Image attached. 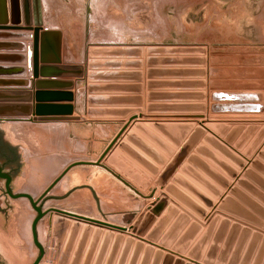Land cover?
<instances>
[{"label":"rangeland","instance_id":"374dc122","mask_svg":"<svg viewBox=\"0 0 264 264\" xmlns=\"http://www.w3.org/2000/svg\"><path fill=\"white\" fill-rule=\"evenodd\" d=\"M30 12L33 28L39 13L42 32L61 34V59L65 54L72 64L59 68L72 69L66 76L74 80L67 84L74 90L67 102L73 103L77 94L80 112L75 115L72 105H56L72 107V113L52 116L60 121L30 122L33 116L0 121V134L16 149L14 165L0 156L14 175V194L37 198L71 165L99 162L127 126L102 162L127 182L113 162L130 172L135 163L123 150L145 157L129 139L158 155L167 144L153 125L185 126L169 135L186 149L195 140L184 163L185 180L178 179V186L170 180L171 188L162 189L159 179L146 180L159 195L152 191L153 201L138 206L134 233L68 221L70 231L60 239L61 232L51 225L56 215L44 218L38 226L46 250L42 264H87L85 252H103L101 264H256L257 242L264 240V0H30ZM1 33L13 37L0 42H30L27 62L33 31ZM134 117L138 120L132 123ZM97 122L108 131L104 140L95 136ZM68 178L70 186L64 188ZM112 181L125 187L102 167H75L48 196L44 209L68 207L67 198L80 195L83 185L108 187ZM166 198L168 204L157 215L153 206ZM96 215L113 225H132L123 213ZM36 216L30 202L12 199L0 180V264L35 262L40 254L31 231ZM75 226L76 235L71 232ZM93 237H98L96 244Z\"/></svg>","mask_w":264,"mask_h":264},{"label":"water","instance_id":"95a60500","mask_svg":"<svg viewBox=\"0 0 264 264\" xmlns=\"http://www.w3.org/2000/svg\"><path fill=\"white\" fill-rule=\"evenodd\" d=\"M36 1V0H35ZM36 22L35 26L36 28H33V18L32 13L30 12V0H23V8L21 7V1L20 0H0V38H10L13 37L12 33L2 34L1 32L7 31V32H14V31H33V48L32 50H29V62H32V74L33 78L35 80H39V78H48L52 77L56 74H61V72H70L72 73V69L62 70L59 68V65L62 63L61 59V49H62V37L59 33H51V32H42V19L41 15L39 13H36ZM38 16V18H37ZM24 25V26H23ZM16 45H6L0 43V51L4 49H15ZM9 58L5 59L4 57L0 56V61L8 60ZM11 60H18L16 57L11 58ZM11 71L8 70H2L0 69V75H6L10 74ZM52 85L47 81H38L36 83V89L41 90L42 93L37 94V101L39 105L34 108L31 105H24V104H17V102H30L32 101V95L30 93H17V92H5L0 91V121L1 122H17L20 120L16 119H9L14 118L18 116H26L30 117L33 116L32 119H29L30 122H49V121H60L62 120L61 117L59 118H53L52 116H55V114H59L62 111L66 113H72V107H57L46 104L47 100L50 99V96H55V98L58 95H52L43 93L44 90H47L48 87ZM54 85V83H53ZM56 85V84H55ZM59 85V84H58ZM10 86H26V82H16V81H2L0 80V87H10ZM58 98V97H57ZM72 100V97H70ZM70 100V101H71ZM138 117H134L131 122L134 120H137ZM23 121V120H21ZM128 129V126L125 127L120 134L114 139V141L109 145V147L106 149L104 154L101 156L99 162L93 163V162H78L73 165H71L69 168L65 170V172L56 179L53 184H51L44 193L38 198L35 199L33 196L27 193H19L15 195L11 191V185H12V177L10 174L4 172L3 168L0 166V179L5 180V189L8 196H10L14 200L19 199H26L30 202L32 208L37 213V216L33 220L31 231H32V237L33 242L37 249L39 250V256L35 260L33 264H42L43 259L46 254V250L42 243L39 240V234H38V226L39 223L49 214H55L56 218L53 217L51 220V225L53 227V230L55 232H61L59 237L60 239L66 238L67 233L70 231L68 221H74L78 224H86L88 226H95L97 228L101 229H107L111 231H116L119 233H128V232H135V228L138 226L140 219H136L132 225L128 227H122V226H116L107 222H103L100 220H95L89 217H85L82 215H78L75 213L62 211L58 209H48L45 210L43 204L48 200V196L50 193L58 186V184L64 179V177L75 167L79 166H94V167H102L108 172H110L112 175H114L118 180H120L123 184H125L127 187L131 188V185L126 182L124 179H122L121 176L114 173L112 170L107 168L106 166L102 165V162L110 155L111 151L114 149V147L118 144L119 140L123 136V134ZM152 129L160 133L162 136L167 137L170 141L175 139H170L169 132L172 131H184L185 126L182 125H153ZM198 135L200 133H197ZM199 139V137H198ZM130 143L134 145L136 148H139L140 151H142L145 155V157H148L151 162H154V164H158L161 166H164L165 169L159 176V180L161 181L160 187L162 189L165 188H171L168 187L169 181L172 180V178L177 174L179 169H181L185 163L186 157L188 156V150L189 153L191 152V149L195 146V140H193L190 144V146L181 145V141L176 144V141L174 142L175 148L181 147L175 154L174 150L172 153L169 154V156L173 155L172 160L166 165L164 164V158L160 155H158L156 152H152L146 148H142L141 145H139L136 142H133L131 139H129ZM196 143H200V141H196ZM180 144V146H179ZM139 146V147H137ZM170 147L169 145H167ZM165 146V149H163L164 152H168L169 150H172V148H168ZM168 150V151H167ZM125 154H127L132 162L138 164L141 168L148 171L151 175L157 176L159 173L157 169L149 163L145 157H142V155H139L138 153L134 152L133 149H127L123 150ZM116 158V157H115ZM190 163L194 165V161L190 160ZM113 166L115 169H117L118 172L123 174L126 178L129 179L128 173L124 172L121 169H118L116 162H113ZM186 170V169H184ZM133 182L135 179H132ZM181 181L182 179L179 178ZM178 182L177 180H175ZM148 198H153V195ZM168 199H162L157 204L153 206V211L159 215L162 213L163 209L168 204ZM79 229L75 226V228L71 232L74 235L77 234ZM74 236L71 235V238ZM83 239H88V236H83ZM140 239V238H139ZM120 240V239H117ZM142 242H147L144 239H140ZM98 242V237H93L92 243L96 244ZM118 243L120 241H117ZM150 246H157L154 245L153 242H147ZM161 248V247H160ZM164 250V249H162ZM103 252L98 255L97 257V264H101V262L105 259L102 255ZM94 253L89 252L87 254L86 259L88 260L87 264L93 260ZM196 259L198 257L196 256ZM111 264V263H110Z\"/></svg>","mask_w":264,"mask_h":264},{"label":"crops","instance_id":"0c3cea01","mask_svg":"<svg viewBox=\"0 0 264 264\" xmlns=\"http://www.w3.org/2000/svg\"><path fill=\"white\" fill-rule=\"evenodd\" d=\"M0 43L6 44V45H16V46L18 45L16 47V49H8V51L0 52V56H2V57L8 56V58H9L8 60L3 61V62H7V63H1L0 64V69L11 71L10 74H8V75L0 76V80L6 81V82L7 81H16V82H20V83L26 82V86L0 87V91L17 92V93H22V94L30 93L32 95V104L31 105L33 107H35L37 104L36 103L37 102V94L39 93V90L36 89V83L38 81L42 80L43 78H39L40 80H35L33 78V74H32V65H30L29 60L26 62L27 55L25 52L28 51L27 49H28V45L30 44V42H27V41L25 42L23 40L11 39V40H2V42H0ZM64 43H65V37H64ZM62 56H63L62 57V63L59 65V67L70 66L72 64L70 59L67 58V56L65 54H63ZM13 57H16L18 60L22 59L23 61L16 63V61H18V60H11V58H13ZM56 75L57 76L48 77V78L43 79L44 81H47L50 84H52L48 87V90H46V93L52 94V95H58L57 96L58 98L57 97L55 98V96H50V99L47 100L46 104L52 105V106H56V105H64V106L68 105L69 106V105H72V106H74V112H75L74 114L78 115L79 109H78L77 94H75V98H74L73 103L67 102L68 98L66 97V95L74 94L73 93L74 90H69V87L67 85L70 82H73L74 80H72L71 78H68L66 76L67 72H61V74H56ZM53 83H54V85H53ZM83 97L84 96H81V101H83ZM81 105H82L81 106V112H82V110H84V108H85L84 102H83V104L81 103ZM94 124L95 123H92V125H94ZM103 125L104 124L101 122H97L95 124V126H97V128H98L97 129L98 134L95 135L98 140L106 139V136H107L106 132H108V131L105 130ZM108 129H110V131H111L112 128H108ZM160 138H161L160 141L162 143H164V141H165L166 144L170 146V147H168V146L167 147L172 148V150H169V151L167 150L168 152H163V155H160L165 159L164 164L167 165L172 160V157H173V155H171L172 156L171 157V156H169V154L172 153V151L175 149V146L173 145L174 142L176 141V144H177L181 140L180 141L179 140H171L170 141L167 137H164V136H161ZM114 149H115V147H114ZM114 149L111 151L110 155L113 153ZM149 163H151L157 169V171L159 173L157 176L151 175L148 171L144 170L138 164L135 163V171L130 170L129 173L126 172L129 175V179L128 178L127 179L129 180L128 183L131 185V188L127 187L126 185H124L119 180L118 181L121 182L125 187H121L120 185L114 183L113 181H112V184H109L108 187H107V185L105 187L104 184L102 186H101V184H98L97 187H95L94 185H91V184L83 185V186H85V188H82L80 190V192H81L80 195H75L72 193L67 198V201L69 202L68 207H62L61 206L60 208H53V209H58V210H62V211L75 213V214L82 215V216L89 217V218H93V219L98 218V215H96V213L99 214V212H101L103 214H107L109 216L113 215V217H115V215L119 216V214L123 213L125 218L128 221L127 223L131 224L136 219V212L138 210V206L140 204L146 205L147 203L149 204L153 201V199L148 198L151 195L152 191L157 190L155 197H157L159 195V189L154 185V183H152V184L147 183L146 180L149 179V180L155 181L156 179H158L159 176L161 175V173L164 171V166L154 164V162H151V161ZM184 169L185 168L183 165V167L172 178V181L170 182V184H172V182H174L175 180L178 181L179 178L182 179L181 181L185 180L184 176H182L184 174V171H185ZM121 175H123V174H121ZM122 179H124V178H122ZM132 179H135V181L133 182ZM69 181H70V179L68 178L67 184ZM143 181H144V184H143ZM179 181H178V183H180ZM67 184L64 186V188L69 187V185H67ZM174 185L178 186L177 182L174 183ZM147 186H149V190L147 192H145V190L147 189ZM27 194H29V193H27ZM31 196H33V195H31ZM137 196H139L140 198ZM39 197H37V198L34 197V198L38 199ZM70 206H77V207L81 208L83 211H86L87 214H79L78 212L71 210V208L69 209ZM50 209H52V208H50ZM45 218H47V216ZM116 226H119V224H117ZM120 226L124 227V226H126V224L125 225L121 224ZM38 234H39V232H38ZM39 240H40V237H39ZM257 243H258L257 255L255 257L256 264H264V240H261V242L258 241ZM84 254H85V256L83 257V259L85 257H87L86 252ZM97 257H98V252L96 253V255L94 254L93 259H97Z\"/></svg>","mask_w":264,"mask_h":264},{"label":"flooded vegetation","instance_id":"af4514ba","mask_svg":"<svg viewBox=\"0 0 264 264\" xmlns=\"http://www.w3.org/2000/svg\"><path fill=\"white\" fill-rule=\"evenodd\" d=\"M0 156L5 159L6 163H8V165H14L17 161L16 149L13 146H11L9 143H7L1 134H0ZM0 166L3 168L4 172L10 174V176L12 177V180H13L12 181V185H13V182H14L13 173L11 171H7L3 164L0 163ZM0 180H2V179H0ZM12 185H11V191L13 192ZM5 193H6V189H5ZM15 195H17V194H15Z\"/></svg>","mask_w":264,"mask_h":264},{"label":"bare ground","instance_id":"6f19581e","mask_svg":"<svg viewBox=\"0 0 264 264\" xmlns=\"http://www.w3.org/2000/svg\"><path fill=\"white\" fill-rule=\"evenodd\" d=\"M72 177H74V176H72ZM77 177V176H76ZM73 179V178H72ZM78 179H81V178H79V176H78ZM71 180V179H70ZM78 182V181H77ZM81 182V181H80ZM70 184V181L68 182V185ZM73 184H75V182L73 183ZM79 184V183H78ZM76 185V184H75ZM70 186V185H69ZM93 219V218H92ZM95 220H97V219H95Z\"/></svg>","mask_w":264,"mask_h":264}]
</instances>
